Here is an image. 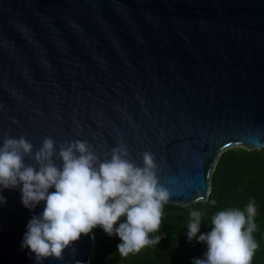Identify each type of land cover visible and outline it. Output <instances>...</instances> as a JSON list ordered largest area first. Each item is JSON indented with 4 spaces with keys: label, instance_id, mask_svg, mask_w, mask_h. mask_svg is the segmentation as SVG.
<instances>
[{
    "label": "water",
    "instance_id": "1",
    "mask_svg": "<svg viewBox=\"0 0 264 264\" xmlns=\"http://www.w3.org/2000/svg\"><path fill=\"white\" fill-rule=\"evenodd\" d=\"M5 136L87 141L100 160L120 144L140 167L150 151L167 204L207 201L225 149L264 146V0H0ZM0 195V264H36L21 243L45 202ZM95 246L93 229L42 264H90Z\"/></svg>",
    "mask_w": 264,
    "mask_h": 264
},
{
    "label": "clouds",
    "instance_id": "2",
    "mask_svg": "<svg viewBox=\"0 0 264 264\" xmlns=\"http://www.w3.org/2000/svg\"><path fill=\"white\" fill-rule=\"evenodd\" d=\"M55 145L51 137H45L33 152L24 136H5L0 145V187L19 188L21 202L29 210L45 202L43 211L29 219L21 243V248L34 254L36 264L47 258L63 259L66 248L96 227L119 237L117 251L122 257L159 243L161 236L150 238L149 234L160 230L171 193L158 183L153 153H141L140 167L120 144L105 160L99 159L87 141L60 143L58 152ZM55 155L62 162L59 167L53 162ZM25 157L34 160L35 167L26 164ZM50 188L55 190L49 192ZM205 199L197 196L194 202ZM4 203L6 198L0 195V205ZM246 213L247 217L239 209L218 211L211 218V230L197 236L202 212L193 210L187 238L195 237L206 245L203 258H194L193 264H252L258 248L253 237L257 227L254 203H248ZM121 217L123 222H119Z\"/></svg>",
    "mask_w": 264,
    "mask_h": 264
},
{
    "label": "trees",
    "instance_id": "3",
    "mask_svg": "<svg viewBox=\"0 0 264 264\" xmlns=\"http://www.w3.org/2000/svg\"><path fill=\"white\" fill-rule=\"evenodd\" d=\"M211 200L216 203L211 204ZM249 202L254 203L257 209L254 218L257 227L253 237L258 248L252 264H264V146L253 149L233 146L225 149L211 173L207 201L188 206L165 204L160 230L149 234L150 238L161 236L157 245L122 257L117 251V245L121 242L119 237L115 234L108 236L100 227L94 228L96 246L90 264H193L194 258H203L206 245L195 237L191 241L187 238L191 212H202L198 236L211 230V218L218 211L239 209L247 217ZM124 219L121 217L119 222Z\"/></svg>",
    "mask_w": 264,
    "mask_h": 264
}]
</instances>
